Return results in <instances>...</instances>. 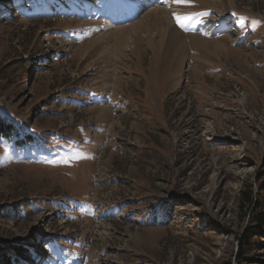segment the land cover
Returning a JSON list of instances; mask_svg holds the SVG:
<instances>
[{
	"label": "rangeland",
	"instance_id": "1",
	"mask_svg": "<svg viewBox=\"0 0 264 264\" xmlns=\"http://www.w3.org/2000/svg\"><path fill=\"white\" fill-rule=\"evenodd\" d=\"M0 114V264H264V0H0Z\"/></svg>",
	"mask_w": 264,
	"mask_h": 264
},
{
	"label": "trees",
	"instance_id": "2",
	"mask_svg": "<svg viewBox=\"0 0 264 264\" xmlns=\"http://www.w3.org/2000/svg\"><path fill=\"white\" fill-rule=\"evenodd\" d=\"M19 131L20 128L14 125L12 120H7L4 115L0 114V141L14 144L17 148H25L26 144H31L35 141V136H33V133L29 132V130H25V134L23 135H20L21 132ZM36 146L38 147L39 145ZM257 222L260 224L263 223L264 218H257L256 223ZM250 238L251 236L248 234L243 237L242 245L244 249H247V246H251ZM17 252L19 254L23 253L22 249H18ZM28 254L29 251L26 252L24 256H26V258H29ZM31 258H33V256H31ZM7 264H10V262H8Z\"/></svg>",
	"mask_w": 264,
	"mask_h": 264
}]
</instances>
